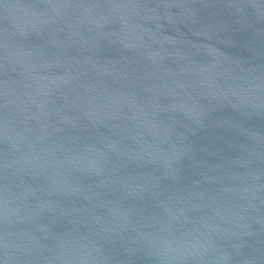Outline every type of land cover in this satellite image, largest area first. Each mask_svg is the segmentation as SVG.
Here are the masks:
<instances>
[{
	"label": "water",
	"instance_id": "95a60500",
	"mask_svg": "<svg viewBox=\"0 0 264 264\" xmlns=\"http://www.w3.org/2000/svg\"><path fill=\"white\" fill-rule=\"evenodd\" d=\"M0 264H264V0H0Z\"/></svg>",
	"mask_w": 264,
	"mask_h": 264
}]
</instances>
